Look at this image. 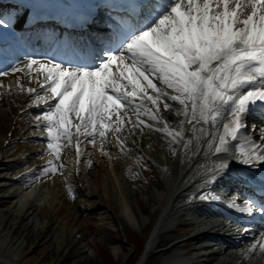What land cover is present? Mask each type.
I'll use <instances>...</instances> for the list:
<instances>
[{
    "label": "snow or ice",
    "instance_id": "6c2138e0",
    "mask_svg": "<svg viewBox=\"0 0 264 264\" xmlns=\"http://www.w3.org/2000/svg\"><path fill=\"white\" fill-rule=\"evenodd\" d=\"M19 2L31 6V22L36 24L48 18L53 0ZM111 6L132 19L116 20L110 42L92 64L32 59L26 68L29 73L35 70L42 91L17 82L19 91L30 94L31 104L40 110L34 119L47 134L50 154L59 160L64 148L74 146L78 162L80 137H90L88 142L96 147L99 136V150L108 155L104 142L109 132L123 145L120 133L126 125L152 128L141 116L163 124L174 141L183 139V130H170L160 115L161 106L173 112L167 101L181 106L174 111L184 117L181 125L192 126L194 135L185 149L195 140L199 152L203 136L208 137L205 142L213 155L230 154L229 143L246 133L247 118L256 112L264 116V0H120ZM85 23L87 18H81ZM11 27L12 17L0 18V28ZM6 75L0 71V76ZM221 124L222 131L217 127ZM208 125L214 131L204 127ZM259 139V144L246 141L247 148L239 153L241 163L264 166V134ZM48 165L42 170L45 174L64 167L52 160ZM230 167L227 161L214 163L205 183L211 185ZM198 198L220 199L208 191ZM243 204L241 213L264 216V203L244 200ZM257 248L264 253V240H257L248 251Z\"/></svg>",
    "mask_w": 264,
    "mask_h": 264
},
{
    "label": "bare ground",
    "instance_id": "6f19581e",
    "mask_svg": "<svg viewBox=\"0 0 264 264\" xmlns=\"http://www.w3.org/2000/svg\"><path fill=\"white\" fill-rule=\"evenodd\" d=\"M31 60L32 58H25L17 67L23 71L0 76V85H3L0 87V192L6 190L8 193L4 197H0V204L3 203L4 198H12L13 200L18 198L17 203H19L15 206H22L26 209L22 213L18 207L20 216L23 217L28 214L31 216L35 212L37 215H44L45 220L41 221L39 227V242L41 243L38 246L43 245V241L50 234L58 232L60 235L57 239L61 238V241L57 255L47 261V251L43 250L38 257L30 256L25 246L21 247L22 243L14 249V246L12 247L13 239L6 236L4 239H0V264H64L66 256L72 252L74 246H77L80 257L72 264H87L89 255L94 253V242L87 237V231L92 227L91 214L96 213L100 208H105L106 213H104L102 221L112 218L119 219V216L122 215L127 217L130 222H137V216L132 206V196H134L135 191L132 189L128 177L129 175L133 176V170L137 169L140 158L150 160L155 167L157 176L159 175L163 179V189L169 200L166 204L169 206L167 215L188 210L194 214L195 209L198 210L197 206L200 202L197 199L202 192L208 191L217 195L218 190H220V181H223V175L214 180L211 185L205 183L207 176L211 175L207 169L211 168L214 163L227 161L231 166L229 170L239 169L242 166H244L243 171L253 167L256 169L264 168L259 162L254 163L257 167L241 163L239 155L241 149L237 150V144L241 140L245 143L244 148L248 146L246 141L261 143L259 137L264 134V131H260V128H257L259 129L257 131L252 130L248 135L242 132L238 136V142L230 141V154L228 155H213L205 142L208 137L203 136L201 137L199 152H197L195 140L188 149H185L184 144L194 135L191 131L192 126L187 123L181 125L184 117L174 114L175 109L181 106L172 101H168V103L172 105L173 112L165 111L161 106L160 115L168 123L170 130H183L184 133L183 139L177 138L178 146L174 150L177 151V154L174 158L165 152L166 140L163 136H166V131L163 130V124H157L149 117L141 116L145 124H151L152 128L143 125L132 128L131 125H126L120 133V137L124 141L123 145L117 142L114 133L109 132L104 142V151L108 155L101 154L99 150V136L96 138V147L88 142L90 137H88L89 139L80 137L81 154L78 162L74 146L64 148L60 159L56 160L47 148V134L43 133L42 128L36 127L34 117L40 110L31 104L30 94L20 92L17 88V82H19L25 87H37L38 92L42 91L34 79L36 77L35 70L29 73L26 68L27 63ZM36 60L41 62L44 60L54 61V56ZM39 78L42 80V76ZM9 86H11V91H9ZM157 86L162 87L159 83ZM129 114L131 115V112ZM200 127L201 125H197V128ZM204 127L209 131H214L211 125ZM217 127L222 131V124ZM196 134L199 135V133ZM122 147L123 151H121ZM89 152L92 153L93 160L89 157ZM24 159L29 163V166L18 168L24 164ZM87 159L89 160L87 161ZM49 160H52L53 165L58 168L60 164L64 165L58 171L62 172L61 175H57L58 172L45 174L42 171L49 167ZM89 161H91V172L93 171L100 176L98 184H96L97 187L87 184L88 174H90L88 173L90 172V169L88 170ZM94 164L96 165L95 168H93ZM165 167H168L167 170ZM14 168H18L17 173L9 175ZM5 169L7 170L6 173H4ZM23 170H29L32 175H40L41 179L30 188H26L24 184H15L16 180L12 181V178H27L26 175L21 174ZM9 184L14 185L13 191H11L13 187H8ZM72 192L76 193L75 200H72ZM185 192H190V202L182 198ZM163 194L154 188L150 191L147 199L152 197L159 204ZM95 197L97 200H94ZM100 198L102 201H99ZM195 201L198 202L197 206L193 204ZM222 212L225 210L222 209ZM226 212V216L229 215L238 220H245L250 216L241 212ZM143 218L145 221L147 220L146 217ZM96 219L98 220V218ZM227 219L210 218L209 223L187 241L190 243L191 239L202 240L204 237L212 236L211 242L205 243L206 246L204 247L202 246L204 243H197L195 251L200 250L199 256L193 257L192 254H189V256H185V259L182 252H178V254H174L173 261L186 264H264V253H261L258 248L253 252L248 251L254 243H250L245 238V245L240 244V247L239 242L243 240L244 234L243 228L236 226ZM40 224L38 223V226ZM230 232H232L233 237L227 234ZM76 233H81L80 239L75 237ZM154 235L155 233L152 236L149 249L136 264L148 262L151 248L156 241ZM179 245L180 242H177L173 247H179ZM50 246L52 249L53 243ZM113 249L115 254L120 252V248L117 246ZM95 264L103 263L97 259ZM120 264H129L128 254L123 255Z\"/></svg>",
    "mask_w": 264,
    "mask_h": 264
},
{
    "label": "rangeland",
    "instance_id": "374dc122",
    "mask_svg": "<svg viewBox=\"0 0 264 264\" xmlns=\"http://www.w3.org/2000/svg\"><path fill=\"white\" fill-rule=\"evenodd\" d=\"M176 145L177 144L175 142H166V145L164 147L165 152L168 156L174 157L176 155L177 152L174 153L172 151V148H174ZM89 157L92 158V160L94 158L91 152H89ZM88 160L89 159H87V161ZM23 163L25 166H29V163L26 162L25 159L23 160ZM95 167L96 165L94 164L93 168ZM139 167L144 173L143 176L142 174L139 175L137 173V169ZM89 169L90 166L88 167V170ZM137 169L133 170V176L129 175L128 180L132 184V189L135 191L134 196H132V206L137 216L136 218L141 220L143 224H145L144 233L146 235L147 232L150 231L152 224L155 221L159 220L161 214L159 213L161 211L160 208L158 211V205L155 199L152 197H149L147 199V197L149 196L150 191L154 188L155 190L158 189L161 192L164 189L162 186L163 182L161 180V177H159V175L157 176L155 167L150 160L140 158L138 160ZM6 171L7 170H4V172ZM88 173L90 174H88L87 184L89 186L93 185L97 187L96 184H98L100 176L96 175L93 171L91 172V169ZM61 174L62 172L57 173V175ZM37 180L38 179L34 178L33 181L28 183V186H26V188L32 187V185L36 183ZM8 187H13L11 188V191H13L14 185L9 184ZM7 194L8 193H6V190H4L3 192H0V197H4ZM164 197L165 196H163L162 199ZM75 199L76 193L72 192V200ZM95 199L96 197L94 198V200ZM4 201L2 204H0V239H4L6 236L11 237L13 239L12 247L14 246V249L22 243L21 247L25 246V249H27V251L30 253V256L38 257L42 254L43 250H45L48 252V257L46 259L47 261L53 258L54 255H57L61 241V238L57 239V237H59L60 232L50 234L48 238L43 241L44 244L38 246L41 243L39 242V227L41 226V221L43 222V220H45L44 215H37V213L35 212L31 216L30 214H28L22 217L20 216L19 210L17 209L19 207L22 210V213L25 212L26 209L22 208V206H15L19 203H17L18 198H14V200L12 198H4ZM99 201H102V198H100ZM104 213H106V209L100 208V210H98L96 213L90 215V218L92 219V227L87 231V237L89 240H93L94 242V253L89 255L87 264H95L97 259H99L103 264H120L122 262V257L124 254L129 255V264L137 263L139 259L138 256L140 255V249L142 247V244H144L143 240H141L139 237L140 234H137V238L132 235L130 236L131 239L137 242L140 239V244H138L139 250L137 253H134V246L132 244H126L122 242L121 232L119 230V227L122 226L125 231H129V219L120 215L119 219L112 218L104 219V221H102ZM173 213L174 214H172L171 217H168L166 219L162 218V220L160 221L162 233L155 241V244L151 249L150 257L146 264H177V262L173 261L174 254L182 252V254L184 255V252L186 251L185 247H182V245L179 247H173L171 245L174 243V240L178 239L183 232H188L189 230L185 226L184 221L178 220L179 216L177 215H179V213ZM143 217L148 218L146 223ZM96 218H98V220ZM177 221H179L181 225H177ZM38 223L40 224L39 226ZM128 231H126V233ZM75 237L77 239H80L81 233H76ZM51 243H53L52 249L50 246ZM116 246L120 248V252L117 253L118 255L114 253L113 249ZM79 255L80 253L78 252L77 246H74L72 252L68 256H66V261L64 264H72L76 259L80 257ZM193 256L195 255L193 254Z\"/></svg>",
    "mask_w": 264,
    "mask_h": 264
}]
</instances>
